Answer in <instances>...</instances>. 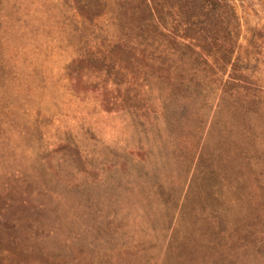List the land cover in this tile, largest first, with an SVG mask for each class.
Masks as SVG:
<instances>
[{
    "label": "rangeland",
    "instance_id": "obj_1",
    "mask_svg": "<svg viewBox=\"0 0 264 264\" xmlns=\"http://www.w3.org/2000/svg\"><path fill=\"white\" fill-rule=\"evenodd\" d=\"M144 1L0 0V264H264V0Z\"/></svg>",
    "mask_w": 264,
    "mask_h": 264
},
{
    "label": "trees",
    "instance_id": "obj_2",
    "mask_svg": "<svg viewBox=\"0 0 264 264\" xmlns=\"http://www.w3.org/2000/svg\"><path fill=\"white\" fill-rule=\"evenodd\" d=\"M168 1H170V0H163L162 5H165L164 2H168ZM193 1H201V3H202V11L201 12L202 13L216 12L222 8V5L219 4L217 2V0H193ZM145 3H146L147 8L153 9L154 11H156L157 14H158V11H162V9H161L162 6L159 2H157V0H145L144 4ZM184 15L180 14L181 17L176 15V19H172V21H171L172 25L170 27L173 29L174 32H177L178 27H183L185 29L187 25H188V27L195 25V22L192 21L193 16H189L187 14L185 16ZM164 18L166 19L165 15H161L160 19L163 20ZM168 18H172V17H170V14H169ZM148 20H150V22H152V21H156V18L151 17ZM170 39H172V38L170 37Z\"/></svg>",
    "mask_w": 264,
    "mask_h": 264
}]
</instances>
